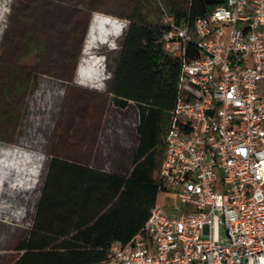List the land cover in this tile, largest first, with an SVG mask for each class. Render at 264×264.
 <instances>
[{"label": "built area", "instance_id": "built-area-1", "mask_svg": "<svg viewBox=\"0 0 264 264\" xmlns=\"http://www.w3.org/2000/svg\"><path fill=\"white\" fill-rule=\"evenodd\" d=\"M158 3L163 49L183 60L159 171L177 203L102 264H264V0H225L193 30Z\"/></svg>", "mask_w": 264, "mask_h": 264}, {"label": "rangeland", "instance_id": "rangeland-1", "mask_svg": "<svg viewBox=\"0 0 264 264\" xmlns=\"http://www.w3.org/2000/svg\"><path fill=\"white\" fill-rule=\"evenodd\" d=\"M158 2L0 0V264L21 254L53 154L114 172L131 167L138 111L116 107L109 90L129 18L143 12L160 25ZM102 71V89L76 82ZM13 187L22 190L15 199ZM167 199L177 203L173 193Z\"/></svg>", "mask_w": 264, "mask_h": 264}, {"label": "trees", "instance_id": "trees-1", "mask_svg": "<svg viewBox=\"0 0 264 264\" xmlns=\"http://www.w3.org/2000/svg\"><path fill=\"white\" fill-rule=\"evenodd\" d=\"M167 1L176 20L188 22L193 30L198 17L225 0ZM162 33V25L149 22L143 12L129 18L109 90L116 107L133 103L138 111L131 168L110 172L53 154L15 264H102L113 242L128 243L152 208L166 203L159 171L183 60L164 51ZM188 51L186 60L199 53L192 43ZM15 147L28 150L24 143ZM21 193L13 187L8 196L15 199Z\"/></svg>", "mask_w": 264, "mask_h": 264}, {"label": "crops", "instance_id": "crops-1", "mask_svg": "<svg viewBox=\"0 0 264 264\" xmlns=\"http://www.w3.org/2000/svg\"><path fill=\"white\" fill-rule=\"evenodd\" d=\"M107 76H106V72L104 71H102V73H98V75L97 76H95V77H93L92 78V80H90V81H88V83H84V82H82V81H80V80H78L77 79V74H76V82L78 83V84H80V85H82V86H88V87H94V88H96V89H102L103 88V80L106 78ZM136 142H138V136H137V139H136ZM136 145H137V143H136ZM136 145H135V148H136ZM135 148H134V150H133V154H134V151H135ZM119 160H120V158H119ZM118 160V161H119ZM76 161H79V160H76ZM80 162H82V161H80ZM82 163H84V164H86V165H89V166H91V167H95V168H102V169H104V170H106V171H110L111 172V170H109V169H107V168H105V167H97V166H94V165H92L90 162H82ZM132 166V165H131ZM131 168V167H130ZM129 168V169H130Z\"/></svg>", "mask_w": 264, "mask_h": 264}, {"label": "water", "instance_id": "water-1", "mask_svg": "<svg viewBox=\"0 0 264 264\" xmlns=\"http://www.w3.org/2000/svg\"><path fill=\"white\" fill-rule=\"evenodd\" d=\"M86 33H87V31H86ZM86 33H85V34H86Z\"/></svg>", "mask_w": 264, "mask_h": 264}]
</instances>
